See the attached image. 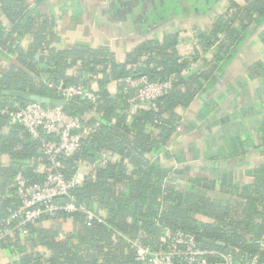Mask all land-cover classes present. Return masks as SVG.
Wrapping results in <instances>:
<instances>
[{"label": "trees", "instance_id": "obj_1", "mask_svg": "<svg viewBox=\"0 0 264 264\" xmlns=\"http://www.w3.org/2000/svg\"><path fill=\"white\" fill-rule=\"evenodd\" d=\"M263 16L264 0H252L243 8L232 5L217 15L212 27L199 36L201 52L217 50L206 58L203 71L187 79L196 57L179 54L177 34L163 41H143L119 62L104 47L55 48L56 34L48 18L34 16L26 0H0V59L16 55L6 67L0 64V90L61 98L48 83L63 81L85 84L98 97L95 102L65 101L63 112L92 131L77 152L61 159L56 171L67 179H79L72 190L76 203L99 211L102 219L89 225L83 213L59 211L54 218L28 223L25 232L17 230L0 242V250L10 259L7 264H139L134 242L157 248L168 234L177 232L200 237V248L229 254L236 263L256 258L264 264V169L248 187H218L216 181L201 179L196 184L199 190L192 191L190 184L178 186L170 179L174 172L153 159L177 134L178 111L189 108L217 63ZM26 40L28 47L23 48ZM172 75L174 84L161 98L132 110L124 93L125 78L146 76L154 82ZM114 82L116 93L111 90ZM29 103L33 102L0 96V152L13 160L0 169V230L20 222L12 219L20 207L16 176L22 173L31 184H41L53 172L41 149L42 139L33 138L8 114ZM3 128L10 129L8 134L2 133ZM44 139L55 140L51 135ZM101 154L107 164L93 167ZM67 223L74 225L72 231L65 229Z\"/></svg>", "mask_w": 264, "mask_h": 264}, {"label": "crops", "instance_id": "obj_2", "mask_svg": "<svg viewBox=\"0 0 264 264\" xmlns=\"http://www.w3.org/2000/svg\"><path fill=\"white\" fill-rule=\"evenodd\" d=\"M250 1L26 0L34 16L46 17L54 26V47L60 50L72 45L104 47L123 62L126 54L141 42L163 41L177 34L179 54L186 59L196 57L187 79L203 71L206 58L217 50L215 47L201 52L200 34L206 33L214 18L225 14L232 5L243 8ZM259 20L249 26L242 42L234 45L227 58L217 63L216 72L189 108L178 111L181 126L177 134L153 158L156 165L174 172L170 179L178 186L185 188L190 184V190L195 191L199 180L208 179L216 181L218 187H248L262 176L264 16ZM28 43L23 41V48ZM8 57L0 59L2 67L8 65L10 58L15 60L16 55ZM67 75L72 77L73 72ZM116 89L114 82L111 90L116 93ZM9 130L3 128L2 133L8 134ZM12 163L8 154L0 152V169ZM217 193L223 194L211 195ZM64 227L68 231L74 229L71 223ZM9 262L8 254L0 250V264Z\"/></svg>", "mask_w": 264, "mask_h": 264}, {"label": "built area", "instance_id": "obj_3", "mask_svg": "<svg viewBox=\"0 0 264 264\" xmlns=\"http://www.w3.org/2000/svg\"><path fill=\"white\" fill-rule=\"evenodd\" d=\"M190 63V67L194 68L195 63ZM174 79V75L166 81L154 82L146 76L125 78L124 93L128 104L132 110L153 104L172 88ZM48 86L65 101L83 98L95 102L98 98L94 90L85 84L67 85L59 81L49 82ZM8 114L13 123L24 127L33 138L42 139L41 149L50 158L53 172L48 174L41 184H31L22 173L16 176V194L20 207L12 219L19 218L20 222L15 226L1 229L0 242L15 231L23 230L28 223H34L44 216L56 217L59 211L68 214L83 213L87 216L89 225L94 220L101 222L102 219L97 213L76 203L72 190L80 184L79 179L76 177L67 179L64 174L56 171L60 167L61 159L71 156L80 149L82 140L92 131L90 127L83 124L79 118L67 115L62 108L44 107L34 102ZM45 135H51L55 140H46ZM106 164V156L101 154L93 163V167ZM59 197H66V203L58 202L56 199ZM133 245L139 264H260L256 258L236 263L229 254L204 250L198 246L196 236L183 232L168 234L157 248L143 245L140 241L134 242Z\"/></svg>", "mask_w": 264, "mask_h": 264}, {"label": "water", "instance_id": "obj_4", "mask_svg": "<svg viewBox=\"0 0 264 264\" xmlns=\"http://www.w3.org/2000/svg\"><path fill=\"white\" fill-rule=\"evenodd\" d=\"M0 96L13 98L16 100H24L28 102L38 103L40 105H50L55 108H63L65 105V100L62 98H53L50 96H41L38 94L30 93V92H21V91H13V90H0ZM196 241L200 242V237H196ZM219 245H225L223 243H219Z\"/></svg>", "mask_w": 264, "mask_h": 264}, {"label": "rangeland", "instance_id": "obj_5", "mask_svg": "<svg viewBox=\"0 0 264 264\" xmlns=\"http://www.w3.org/2000/svg\"><path fill=\"white\" fill-rule=\"evenodd\" d=\"M94 88H95V86H94ZM14 91H16V90H14Z\"/></svg>", "mask_w": 264, "mask_h": 264}]
</instances>
